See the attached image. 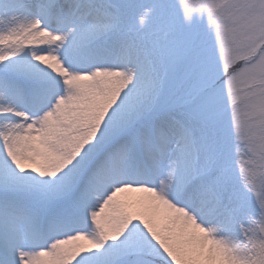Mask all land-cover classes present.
<instances>
[{
    "label": "snow or ice",
    "instance_id": "1",
    "mask_svg": "<svg viewBox=\"0 0 264 264\" xmlns=\"http://www.w3.org/2000/svg\"><path fill=\"white\" fill-rule=\"evenodd\" d=\"M0 264H264V0H0Z\"/></svg>",
    "mask_w": 264,
    "mask_h": 264
}]
</instances>
